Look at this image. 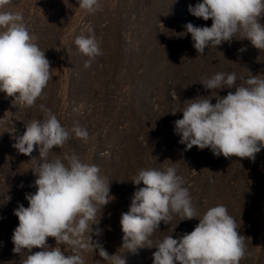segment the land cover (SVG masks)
<instances>
[{
	"label": "trees",
	"instance_id": "trees-1",
	"mask_svg": "<svg viewBox=\"0 0 264 264\" xmlns=\"http://www.w3.org/2000/svg\"><path fill=\"white\" fill-rule=\"evenodd\" d=\"M46 2L11 3L24 6L20 12L24 23L34 42L45 51L53 77L33 107L19 106V113L0 124V264H23L28 255L13 253L12 235L19 224L14 210L20 204L28 207L25 195L36 191L33 170L40 162L39 149L34 147L26 156L12 145L28 123L43 118L41 104L67 129L79 126L88 131L87 141L72 133L64 148H54L50 158L65 151L75 152L82 162L97 165L100 175L107 177L113 199L98 211L99 224L93 229L99 227L102 234L92 239L99 240L109 255H122L126 264H152L154 248L141 247L132 252L122 247L121 215L129 211L136 188L143 186L131 182L138 170L173 167L184 179L200 215L210 207L224 205L235 218L240 234L246 237L247 255L240 264H264V149L255 161L215 157L207 148L193 146L185 151L174 131V122L183 115L176 110L197 96L211 95L200 84L201 77L235 73L240 84L241 78L251 74L264 75L259 68L264 63L263 51L249 40L233 39L198 55L185 25L190 22L210 27L212 21L191 14L183 16L172 6L174 0H99L100 7L94 13L81 9L77 0ZM68 2L74 7L68 8ZM76 15L81 20L75 19ZM88 29L94 31L102 55L85 68L88 57L79 52L74 41L78 35H89ZM61 61L69 71L65 74L69 97L61 92L60 72L57 67L54 70ZM228 91L233 89L219 90L218 95L226 96ZM7 97L0 92V116L7 110L2 109ZM73 101L82 102L83 109L70 114L67 107ZM7 128H14L11 140L6 139ZM8 143L11 146H6ZM180 220L177 215L170 224L161 222L151 239L169 235L179 238L199 223L195 218ZM48 244L55 247V239L48 238ZM61 247L72 254L71 249ZM83 259L84 264H107L98 250L83 253Z\"/></svg>",
	"mask_w": 264,
	"mask_h": 264
},
{
	"label": "clouds",
	"instance_id": "clouds-1",
	"mask_svg": "<svg viewBox=\"0 0 264 264\" xmlns=\"http://www.w3.org/2000/svg\"><path fill=\"white\" fill-rule=\"evenodd\" d=\"M11 2L0 0V9ZM77 2L89 13L100 7L99 0ZM188 11L196 18L212 21L210 27L190 22L185 25L198 55L233 39L249 40L264 50V0H200L190 4ZM88 32L74 41L79 52L88 57L85 68L102 55L94 31ZM34 41L22 13L0 11V92L24 107L35 105L53 77L45 51ZM241 79L238 84L235 73L225 72L201 77L200 84L211 95L197 96L176 110L183 115L174 122V131L185 151L195 146L210 149L215 157L255 161L264 149V75ZM223 89L233 91L221 97L218 91ZM172 96L175 98L176 93ZM40 110L43 118L28 123L12 145L26 156L38 146L40 160L33 170L36 191L25 195L28 207L20 204L14 210L19 224L12 235L13 253H28L23 264H84L83 253L98 250L107 264H126L122 255H109L99 240L92 239L102 234L99 227L93 229L99 224L98 211L113 199L107 177L100 175L97 165L82 162L75 152L65 151L50 158L54 148H64L72 133L87 141L88 131L79 126L67 129L43 104ZM176 111L171 113L175 115ZM131 182L143 186L136 188L129 211L121 215L122 247L132 252L141 247L155 248L152 264H240L246 257V237L240 234L226 206L210 207L200 215L175 168L140 169ZM177 215L180 221L195 218L199 223L179 238L169 235L151 239L161 222L170 224ZM50 237L55 239V247L48 244ZM61 246L71 249L72 254H66ZM34 248L39 251L33 252Z\"/></svg>",
	"mask_w": 264,
	"mask_h": 264
},
{
	"label": "rangeland",
	"instance_id": "rangeland-1",
	"mask_svg": "<svg viewBox=\"0 0 264 264\" xmlns=\"http://www.w3.org/2000/svg\"><path fill=\"white\" fill-rule=\"evenodd\" d=\"M13 2V0H12ZM11 2V3H12ZM197 2H200V0H174V8L176 11L178 12H181L183 14V16H186V15H190L189 11H188V6L191 4V5H195ZM52 3V0H47L46 4H51ZM68 8H73L74 5L72 2H68V4L66 5ZM50 7V6H49ZM22 8H24V6H13L10 4V6H6V10L5 8L3 9H0V11H13V12H21ZM49 11V10H48ZM79 18L81 20V17L76 15L74 18ZM70 42H72V40H70ZM263 51V56H264V50ZM59 59H62L61 56L58 57ZM56 67H57V70L58 72H60V78L62 80V85H61V92L64 94V96L66 97H69L68 96V92H67V88H68V85L66 84V75L65 74H69V71L66 70V66H64L63 62H59L58 64H55L54 65V70H56ZM259 68L261 70L264 71V63L259 66ZM19 102L18 101H14V98L13 97H7L6 101H4V105L2 106V109H7L6 111H4L3 113H1V116H0V124H2L4 122V120H10L12 119V116H15L14 114H17L19 113ZM83 109V104L82 102H77V101H73V103H71V106H68L67 107V110L69 111L70 114H73V113H77L79 112V110H82ZM4 118V119H3ZM14 128H7L6 129V139L7 140H11L12 138V133H14ZM11 146V143L7 144L6 146ZM0 165H1V162H0ZM156 249L154 248V251ZM136 264H142V261H137Z\"/></svg>",
	"mask_w": 264,
	"mask_h": 264
}]
</instances>
